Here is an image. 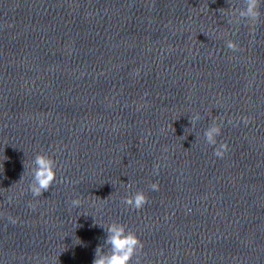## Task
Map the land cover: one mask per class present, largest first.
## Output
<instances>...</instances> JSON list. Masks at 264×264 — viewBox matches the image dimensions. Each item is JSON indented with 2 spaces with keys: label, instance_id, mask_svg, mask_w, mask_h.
Segmentation results:
<instances>
[{
  "label": "water",
  "instance_id": "water-1",
  "mask_svg": "<svg viewBox=\"0 0 264 264\" xmlns=\"http://www.w3.org/2000/svg\"><path fill=\"white\" fill-rule=\"evenodd\" d=\"M243 6L0 0V264H92L113 222L140 264H264V0ZM41 153L57 179L33 197Z\"/></svg>",
  "mask_w": 264,
  "mask_h": 264
},
{
  "label": "clouds",
  "instance_id": "clouds-1",
  "mask_svg": "<svg viewBox=\"0 0 264 264\" xmlns=\"http://www.w3.org/2000/svg\"><path fill=\"white\" fill-rule=\"evenodd\" d=\"M243 7L236 10L238 21L255 22L259 19L261 0H242ZM226 47L235 51L237 45L229 40ZM200 119L199 115L190 119L191 125ZM222 134V125L211 123L204 131V138L207 144L214 146V156L223 158L229 151L227 143L217 142V137ZM32 180L29 184V191L33 197H40L48 192L57 179V165L53 158L46 154H37L33 160ZM155 174L159 172V166H155ZM23 178V177H22ZM152 191H158V183L149 185ZM122 203L129 208L140 210L148 203V197L143 191H138L127 196ZM79 199L71 201L72 207L80 206ZM14 222V221H12ZM107 233L104 243L95 249V258L92 264H140L139 257L143 252L144 244L135 232L129 231L121 223L113 222L108 227H103Z\"/></svg>",
  "mask_w": 264,
  "mask_h": 264
}]
</instances>
